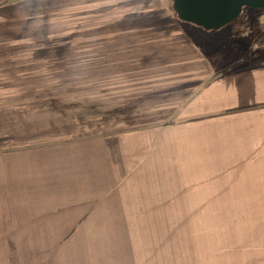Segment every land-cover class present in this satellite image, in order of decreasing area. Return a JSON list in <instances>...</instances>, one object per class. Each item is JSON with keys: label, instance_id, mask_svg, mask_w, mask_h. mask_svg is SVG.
I'll return each mask as SVG.
<instances>
[{"label": "rangeland", "instance_id": "1", "mask_svg": "<svg viewBox=\"0 0 264 264\" xmlns=\"http://www.w3.org/2000/svg\"><path fill=\"white\" fill-rule=\"evenodd\" d=\"M7 10L18 16L0 28V147L50 142L59 154L78 139L84 154H121L125 176L165 145L188 157L181 125L207 85L193 79L229 72L237 46L264 39V8L247 6L213 30L181 20L173 0H21ZM158 161V197L142 187L69 210L63 241L0 242V264H264V178Z\"/></svg>", "mask_w": 264, "mask_h": 264}, {"label": "crops", "instance_id": "2", "mask_svg": "<svg viewBox=\"0 0 264 264\" xmlns=\"http://www.w3.org/2000/svg\"><path fill=\"white\" fill-rule=\"evenodd\" d=\"M20 1H0V28L8 15L17 18L5 12L18 7ZM235 51V59L225 62L229 72L214 76L211 70L193 79L207 85L186 110L187 122L181 125L187 130L188 157L159 144L162 154L155 158L172 157L186 163L187 170L196 163L234 164L236 172L247 179L264 178L260 175L264 172V39L243 42ZM212 61L202 71L206 73ZM190 67L195 70L197 65ZM75 140L60 144L59 154H53L50 142L0 147V242H61L69 210H83L90 203L98 206L105 199L115 203L130 194L137 197L144 194L136 191L142 187L148 188L147 198L159 196V189H150L159 188L157 171L152 175L158 160L152 158L154 166L145 156V163L139 161L141 173L125 176L128 166L121 154L113 153L104 161L97 149L84 154L83 141ZM101 164L109 168L110 173L102 171L108 176L101 177ZM21 232L28 238H18Z\"/></svg>", "mask_w": 264, "mask_h": 264}, {"label": "water", "instance_id": "3", "mask_svg": "<svg viewBox=\"0 0 264 264\" xmlns=\"http://www.w3.org/2000/svg\"><path fill=\"white\" fill-rule=\"evenodd\" d=\"M181 20L205 29H219L238 18L245 6L264 8V0H173Z\"/></svg>", "mask_w": 264, "mask_h": 264}]
</instances>
